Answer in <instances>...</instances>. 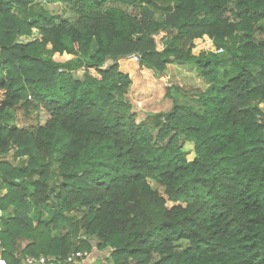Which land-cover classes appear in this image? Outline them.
<instances>
[{
	"label": "trees",
	"instance_id": "1",
	"mask_svg": "<svg viewBox=\"0 0 264 264\" xmlns=\"http://www.w3.org/2000/svg\"><path fill=\"white\" fill-rule=\"evenodd\" d=\"M59 1L0 0V257L264 264V0ZM131 56L208 86L139 120ZM22 109L46 120L11 126Z\"/></svg>",
	"mask_w": 264,
	"mask_h": 264
},
{
	"label": "rangeland",
	"instance_id": "2",
	"mask_svg": "<svg viewBox=\"0 0 264 264\" xmlns=\"http://www.w3.org/2000/svg\"><path fill=\"white\" fill-rule=\"evenodd\" d=\"M42 8H44L50 15H59L62 10V3L59 0H38ZM39 38L37 33L33 30L31 36L19 37L16 41L17 44H28L35 39ZM206 49H211L209 46H205ZM214 48L212 47L211 50ZM221 54V53H220ZM54 62L68 63L77 65L83 61L73 57H56L52 59ZM230 63H227V69L230 68ZM119 71L127 72L130 76L131 84L128 89L129 99L135 106L136 111L139 114V120L150 114H156L159 112H166L171 108L170 101L166 100L164 96L165 88L172 85L192 86L194 88H200L204 90L207 88L208 83L199 79L194 71V67L191 65L184 66H172L169 65L164 73L154 74L152 71L145 67H140L139 62L132 59L120 60ZM223 72V68L221 70ZM233 73V71H231ZM75 75L79 76L82 73L77 71ZM5 78V73L0 70V79ZM182 99V98H181ZM46 120V116L41 114L39 121L36 120L35 115L28 116L26 110L16 111L12 113L10 120L11 126L21 125H35L43 124ZM20 164L19 161H15V165ZM149 184L153 189L159 191L163 195V189L157 186L153 181H149ZM5 194V190L0 191V197ZM171 207L172 203H167ZM43 217L49 216L48 211L43 207L40 208ZM95 246V245H94ZM104 257V256H103ZM95 263L91 264H103L100 257H94L92 259ZM91 260V262H92Z\"/></svg>",
	"mask_w": 264,
	"mask_h": 264
},
{
	"label": "built area",
	"instance_id": "3",
	"mask_svg": "<svg viewBox=\"0 0 264 264\" xmlns=\"http://www.w3.org/2000/svg\"><path fill=\"white\" fill-rule=\"evenodd\" d=\"M222 50H218V53H220ZM130 59H132L133 61L138 62L139 58L138 56H131ZM1 246V244H0ZM94 257L97 256H93L91 252H81V251H76L74 253H71L70 255H68L66 257L65 260L63 261H56L54 259H50V258H46V257H26L24 259V264H91V263H95L92 259H94ZM92 260V262H91ZM0 264H8L7 261L5 259H3L2 257H0Z\"/></svg>",
	"mask_w": 264,
	"mask_h": 264
},
{
	"label": "crops",
	"instance_id": "4",
	"mask_svg": "<svg viewBox=\"0 0 264 264\" xmlns=\"http://www.w3.org/2000/svg\"><path fill=\"white\" fill-rule=\"evenodd\" d=\"M124 73H127V72H124Z\"/></svg>",
	"mask_w": 264,
	"mask_h": 264
}]
</instances>
